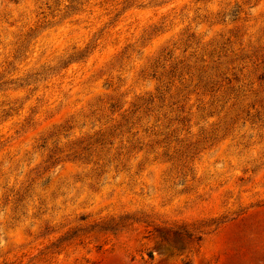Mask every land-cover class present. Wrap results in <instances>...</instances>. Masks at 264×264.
Listing matches in <instances>:
<instances>
[{
  "label": "rangeland",
  "instance_id": "rangeland-1",
  "mask_svg": "<svg viewBox=\"0 0 264 264\" xmlns=\"http://www.w3.org/2000/svg\"><path fill=\"white\" fill-rule=\"evenodd\" d=\"M0 264H264V0H0Z\"/></svg>",
  "mask_w": 264,
  "mask_h": 264
}]
</instances>
